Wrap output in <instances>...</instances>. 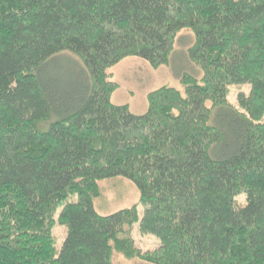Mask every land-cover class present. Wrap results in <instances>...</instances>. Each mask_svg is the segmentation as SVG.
<instances>
[{"label":"trees","instance_id":"1","mask_svg":"<svg viewBox=\"0 0 264 264\" xmlns=\"http://www.w3.org/2000/svg\"><path fill=\"white\" fill-rule=\"evenodd\" d=\"M183 29L202 78L149 93L143 115L112 104L105 72L127 57L167 66ZM70 57L77 79L48 74ZM232 86H248L238 110ZM116 177L140 201L102 217L97 183ZM126 227L160 245L141 249ZM113 252L264 264V0H0V264H112Z\"/></svg>","mask_w":264,"mask_h":264},{"label":"rangeland","instance_id":"2","mask_svg":"<svg viewBox=\"0 0 264 264\" xmlns=\"http://www.w3.org/2000/svg\"><path fill=\"white\" fill-rule=\"evenodd\" d=\"M173 49L169 57L167 66H160L156 69L152 68L148 62H144L137 57H127L122 59L119 64L112 66L105 73L108 75L107 81L115 83L118 88L113 92L111 103L116 106L127 105L133 115H143L147 112L148 94L158 90L161 87H173L178 91H182L179 78L182 74L193 75L197 80L202 78V71L191 60H189L188 52L195 42V37L190 29L181 30L175 37ZM70 54H64L63 58H68ZM73 60H72V59ZM60 61L57 64L50 65L48 74L52 78L66 82L78 78L81 73L72 62L80 67V62L73 57ZM240 92L248 93V86H232L229 89L227 101L235 106L237 95ZM209 108L210 103L206 104ZM99 195L95 198L94 209L102 217L115 214L118 211L129 209L137 205L140 201L139 191L129 180L122 177L114 179H106L97 183ZM239 202L244 200L240 197ZM126 232L130 230L126 227ZM64 226L54 228L55 244L60 247L65 238ZM123 237V236H121ZM130 237L137 243L141 249L154 250L160 245L156 236L148 234H140L137 228L133 229ZM112 264H148L137 259H127L121 253L113 252Z\"/></svg>","mask_w":264,"mask_h":264}]
</instances>
